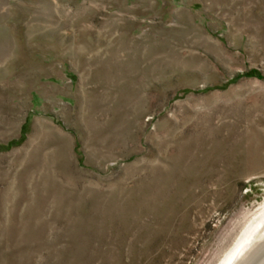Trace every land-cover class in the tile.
<instances>
[{
	"label": "rangeland",
	"instance_id": "rangeland-1",
	"mask_svg": "<svg viewBox=\"0 0 264 264\" xmlns=\"http://www.w3.org/2000/svg\"><path fill=\"white\" fill-rule=\"evenodd\" d=\"M0 30V264H223L264 211V0H0Z\"/></svg>",
	"mask_w": 264,
	"mask_h": 264
},
{
	"label": "bare ground",
	"instance_id": "bare-ground-1",
	"mask_svg": "<svg viewBox=\"0 0 264 264\" xmlns=\"http://www.w3.org/2000/svg\"><path fill=\"white\" fill-rule=\"evenodd\" d=\"M10 48L9 37L5 38L2 35V37H0V58L2 55L10 51ZM260 214L262 215L257 221L246 229V232L242 235L235 250L223 262V264H243L254 253L256 248H259L264 244V211Z\"/></svg>",
	"mask_w": 264,
	"mask_h": 264
},
{
	"label": "trees",
	"instance_id": "trees-1",
	"mask_svg": "<svg viewBox=\"0 0 264 264\" xmlns=\"http://www.w3.org/2000/svg\"><path fill=\"white\" fill-rule=\"evenodd\" d=\"M254 75L261 76V74H259L257 72H254ZM23 140H24V137L22 136L19 140H13V141L9 142L8 144H1L0 150H5V149L10 148L11 146L20 144Z\"/></svg>",
	"mask_w": 264,
	"mask_h": 264
}]
</instances>
